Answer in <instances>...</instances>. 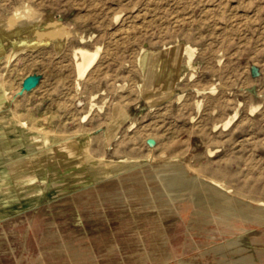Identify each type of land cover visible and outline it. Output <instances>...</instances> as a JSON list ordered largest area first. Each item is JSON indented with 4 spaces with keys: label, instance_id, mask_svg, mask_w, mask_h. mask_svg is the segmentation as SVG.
I'll return each instance as SVG.
<instances>
[{
    "label": "rangeland",
    "instance_id": "obj_1",
    "mask_svg": "<svg viewBox=\"0 0 264 264\" xmlns=\"http://www.w3.org/2000/svg\"><path fill=\"white\" fill-rule=\"evenodd\" d=\"M0 122L22 207L104 180L1 221L0 264H264V0H0Z\"/></svg>",
    "mask_w": 264,
    "mask_h": 264
},
{
    "label": "crops",
    "instance_id": "obj_2",
    "mask_svg": "<svg viewBox=\"0 0 264 264\" xmlns=\"http://www.w3.org/2000/svg\"><path fill=\"white\" fill-rule=\"evenodd\" d=\"M0 124H1V122H0ZM29 155V153L28 154H26V155H23V157H27ZM28 158V157H27ZM11 161H14V159H12ZM25 163H29L28 161H26ZM25 163H23V164H20L19 162H17V164H15V163H11L12 165H14L15 166V170H19V166H21V165H24ZM6 167L7 166V173H8V179H9V182L8 183H6L7 181H5V183L4 184H2V182H0V196H2V195H10V193L11 194H15L16 195V198H15V203H16V205H18V206H16V208L15 209H13V211L11 210L10 212H7V213H5V214H3L2 212H1V209H0V222L1 221H4V219L6 220V219H11V218H13L15 215H18V214H20V213H22V212H25V211H27V210H30V209H36V207H39L41 204H43V203H49L51 200L50 199H52L53 198V200H54V198L56 199V198H59V197H61V196H63V195H65V194H67V193H70V192H74V193H79L80 191L82 192V194H83V191H87V192H90V190L92 191V190H94L93 188H94V186L97 184V183H101V182H103L104 180L102 179V180H99V181H96V182H94V183H91V184H89V185H87V186H84V187H80V188H77V189H74L73 191H69V192H67V193H65V194H63V195H59V196H53V197H50V196H48V197H41V198H39V199H37V200H35V201H32L31 203H29V205H27L26 207H22V205H21V201H20V199H19V197H18V194H19V187H18V183L17 182H14V179L16 180V178H14V177H12L11 178V176L9 175V169H10V167L7 165V164H4V165H0V171H1V168H3V167ZM34 166V165H33ZM12 168V167H11ZM18 180V179H17ZM32 183H33V181H32ZM6 184V185H5ZM105 184V183H104ZM10 187V189L12 190H8V188ZM6 187H8L7 188V191H6ZM20 188H23V187H20ZM26 188H28V187H26ZM4 190L6 191V192H4ZM20 196H22L21 194H20ZM23 196H25V194L23 193ZM82 195H74V197L72 198V199H70L71 200V202H73L74 204H76V205H78V204H80V203H83V200H82ZM33 198V197H32ZM50 200V201H49ZM49 201V202H48ZM85 202H87V200L85 201ZM26 204H28V203H25V205ZM1 208V207H0ZM97 248V247H96ZM6 264H19V263H6ZM30 264H34V263H30ZM81 264V263H80Z\"/></svg>",
    "mask_w": 264,
    "mask_h": 264
},
{
    "label": "bare ground",
    "instance_id": "obj_3",
    "mask_svg": "<svg viewBox=\"0 0 264 264\" xmlns=\"http://www.w3.org/2000/svg\"><path fill=\"white\" fill-rule=\"evenodd\" d=\"M16 53V52H15ZM12 54V53H11ZM9 54V55H11ZM8 55V57H10ZM76 55V54H75ZM79 55L81 57V63H77V72H78V76L81 78L85 75V73L88 71V69L92 66V64L94 63L96 57H97V53L94 54H88L86 52L80 51ZM9 59V58H8ZM11 61V60H10ZM8 64V63H7ZM73 144V143H72ZM217 186V185H216ZM221 185H218L217 188L221 189Z\"/></svg>",
    "mask_w": 264,
    "mask_h": 264
},
{
    "label": "water",
    "instance_id": "obj_4",
    "mask_svg": "<svg viewBox=\"0 0 264 264\" xmlns=\"http://www.w3.org/2000/svg\"><path fill=\"white\" fill-rule=\"evenodd\" d=\"M39 78L35 76L27 77L22 82V92L29 91L37 86Z\"/></svg>",
    "mask_w": 264,
    "mask_h": 264
}]
</instances>
